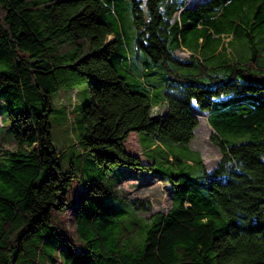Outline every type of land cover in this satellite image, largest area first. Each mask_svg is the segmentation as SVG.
<instances>
[{"label": "trees", "instance_id": "1", "mask_svg": "<svg viewBox=\"0 0 264 264\" xmlns=\"http://www.w3.org/2000/svg\"><path fill=\"white\" fill-rule=\"evenodd\" d=\"M130 1L142 76L162 68V115L152 114L163 102L149 85L128 81L114 0H0V97L17 146L0 149V264H37L50 243L40 231L68 208L76 238L53 244L55 264H264V0ZM69 71L89 80L79 145L100 172L73 201L75 176L62 169L49 124ZM194 104L222 152L212 170L190 148ZM132 133L142 155L126 147ZM132 170L166 182L167 213L121 195ZM117 174L113 190L104 182Z\"/></svg>", "mask_w": 264, "mask_h": 264}, {"label": "rangeland", "instance_id": "2", "mask_svg": "<svg viewBox=\"0 0 264 264\" xmlns=\"http://www.w3.org/2000/svg\"><path fill=\"white\" fill-rule=\"evenodd\" d=\"M114 8L120 13V27L125 34V40L130 55V68L132 75L128 77V81L133 82L137 77L145 86L149 85V92L152 96L153 103L163 102L158 109H153V115H162L166 111V103L164 101L165 82L162 80V68L157 66L152 69L151 75L143 77L144 60L146 54L139 53L136 50V28L133 25V15L131 11L130 0H114ZM200 0H188L190 4H196ZM230 38H226L225 42ZM88 49L86 48V52ZM231 55L234 52L229 51ZM177 55L188 59L190 52L186 49L177 51ZM3 67L0 66V70ZM60 87L52 93V112L49 115V124L51 127L52 142L61 155L60 164L66 172L74 173V181L70 186L68 198L70 201L77 200L79 197L80 184H86L88 181L98 179L100 172L97 163L91 152L81 150L79 145L80 132L82 128V109L90 99L89 80L84 75L77 72L69 71L62 73L60 76ZM195 106V104H194ZM196 114L200 124L195 130V138L190 144L193 151L199 152L208 170H212L219 159L222 157L220 149L211 141V134L214 132L207 120V114L198 111L195 106ZM8 106L0 97V149H15L17 146L11 139L10 124L7 117ZM176 150L181 154L187 153V149L182 147V144H174ZM126 147L129 151L142 155V150L138 142V136L132 133L126 141ZM130 179L121 182L118 185V190L122 196L128 200H145L151 203L152 212L162 211L167 213L171 207V199L168 193V187L164 180L160 178H148L150 174L132 170ZM119 174L112 177L110 181L104 182L108 187H114ZM151 213L140 212L141 216H149ZM46 235L50 239V243L46 245V250L41 257H38L37 264H55L60 261L59 253L54 250L53 244L60 246L63 244V237L70 239L76 238V230L74 223V213L72 208L54 209L52 212V223L45 227L39 233ZM39 234L34 235L29 243H37L40 241ZM41 244V243H40ZM39 245V243L37 244ZM26 249L31 250V255H34V246L25 243ZM22 264V259L20 261Z\"/></svg>", "mask_w": 264, "mask_h": 264}]
</instances>
